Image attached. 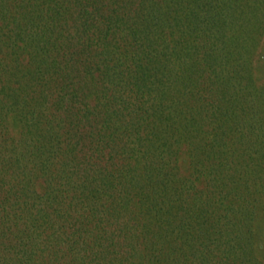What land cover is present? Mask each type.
Masks as SVG:
<instances>
[{
    "label": "trees",
    "instance_id": "16d2710c",
    "mask_svg": "<svg viewBox=\"0 0 264 264\" xmlns=\"http://www.w3.org/2000/svg\"><path fill=\"white\" fill-rule=\"evenodd\" d=\"M0 264H264V0H0Z\"/></svg>",
    "mask_w": 264,
    "mask_h": 264
}]
</instances>
